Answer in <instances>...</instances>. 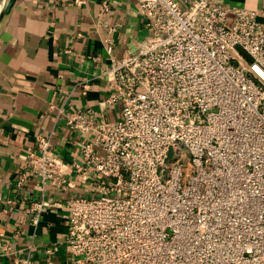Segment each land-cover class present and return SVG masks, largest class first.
<instances>
[{
    "label": "built area",
    "instance_id": "built-area-1",
    "mask_svg": "<svg viewBox=\"0 0 264 264\" xmlns=\"http://www.w3.org/2000/svg\"><path fill=\"white\" fill-rule=\"evenodd\" d=\"M137 2L148 34L104 72L120 119L66 114L69 130L94 133L73 164L84 195L46 200L76 184L51 136L38 135L15 182L32 176L42 194L26 209L31 224L64 208L66 234L54 244L64 264H264V0L255 10ZM45 252V264H60L52 246Z\"/></svg>",
    "mask_w": 264,
    "mask_h": 264
},
{
    "label": "crops",
    "instance_id": "crops-1",
    "mask_svg": "<svg viewBox=\"0 0 264 264\" xmlns=\"http://www.w3.org/2000/svg\"><path fill=\"white\" fill-rule=\"evenodd\" d=\"M82 1L16 0L0 31V264H45L48 246L53 247L50 258L64 264V247L54 246L66 234L64 208H45L32 225L26 209L42 194L32 176L21 188L16 178L27 152L39 147L36 137L51 136L76 188L50 189L44 197L52 203L84 195V180L73 164L83 162V143L94 133L69 130L66 114L89 109L100 124L118 121L120 106L105 102L110 89L104 72L112 57L136 52L148 34L137 0ZM220 1L248 10L263 5V0ZM105 38L111 40V54ZM85 81L90 86L83 94Z\"/></svg>",
    "mask_w": 264,
    "mask_h": 264
},
{
    "label": "water",
    "instance_id": "water-1",
    "mask_svg": "<svg viewBox=\"0 0 264 264\" xmlns=\"http://www.w3.org/2000/svg\"><path fill=\"white\" fill-rule=\"evenodd\" d=\"M15 1L16 0H8L6 7L2 8V10L0 11V23L3 22L2 26L0 27V31L3 28L9 14H10V12H11L14 4H15Z\"/></svg>",
    "mask_w": 264,
    "mask_h": 264
},
{
    "label": "rangeland",
    "instance_id": "rangeland-1",
    "mask_svg": "<svg viewBox=\"0 0 264 264\" xmlns=\"http://www.w3.org/2000/svg\"><path fill=\"white\" fill-rule=\"evenodd\" d=\"M3 2V0H0V6H2V3ZM173 150L171 149L170 150V152H169V154H168V159H167V162H169V161H172V159H173ZM61 246V245H60Z\"/></svg>",
    "mask_w": 264,
    "mask_h": 264
},
{
    "label": "bare ground",
    "instance_id": "bare-ground-1",
    "mask_svg": "<svg viewBox=\"0 0 264 264\" xmlns=\"http://www.w3.org/2000/svg\"><path fill=\"white\" fill-rule=\"evenodd\" d=\"M7 2H8V0H3V2H2L3 4H2V6H0V11L2 10V8H5L6 7ZM2 23L3 22L0 23V27L2 26Z\"/></svg>",
    "mask_w": 264,
    "mask_h": 264
}]
</instances>
